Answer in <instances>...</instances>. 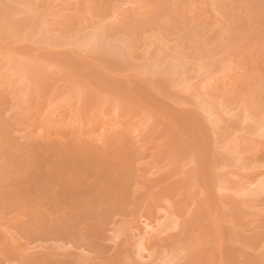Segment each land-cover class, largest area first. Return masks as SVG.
Instances as JSON below:
<instances>
[{
    "label": "rangeland",
    "instance_id": "374dc122",
    "mask_svg": "<svg viewBox=\"0 0 264 264\" xmlns=\"http://www.w3.org/2000/svg\"><path fill=\"white\" fill-rule=\"evenodd\" d=\"M262 249L261 0H0V264Z\"/></svg>",
    "mask_w": 264,
    "mask_h": 264
},
{
    "label": "bare ground",
    "instance_id": "6f19581e",
    "mask_svg": "<svg viewBox=\"0 0 264 264\" xmlns=\"http://www.w3.org/2000/svg\"><path fill=\"white\" fill-rule=\"evenodd\" d=\"M213 82V81H212ZM211 85V84H210ZM213 85V84H212ZM223 107H224V105H223ZM226 109V108H225ZM247 117V116H246ZM104 132V131H103ZM102 138V137H101ZM144 234H149V233H155V232H159V227L157 228H155V226H153L152 224H150V223H148V222H145L144 223ZM159 233H162V231L161 232H159Z\"/></svg>",
    "mask_w": 264,
    "mask_h": 264
},
{
    "label": "snow or ice",
    "instance_id": "6c2138e0",
    "mask_svg": "<svg viewBox=\"0 0 264 264\" xmlns=\"http://www.w3.org/2000/svg\"><path fill=\"white\" fill-rule=\"evenodd\" d=\"M261 3L264 5V0H261ZM260 255L261 257H264V249L261 250ZM101 264H104V262H101ZM107 264H116V262H107ZM259 264H264V258L259 261Z\"/></svg>",
    "mask_w": 264,
    "mask_h": 264
}]
</instances>
